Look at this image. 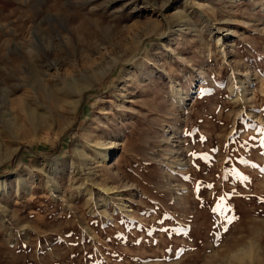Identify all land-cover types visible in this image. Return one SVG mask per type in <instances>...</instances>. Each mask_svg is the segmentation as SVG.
Segmentation results:
<instances>
[{"label": "rangeland", "instance_id": "obj_1", "mask_svg": "<svg viewBox=\"0 0 264 264\" xmlns=\"http://www.w3.org/2000/svg\"><path fill=\"white\" fill-rule=\"evenodd\" d=\"M0 264H264V0H0Z\"/></svg>", "mask_w": 264, "mask_h": 264}, {"label": "bare ground", "instance_id": "obj_2", "mask_svg": "<svg viewBox=\"0 0 264 264\" xmlns=\"http://www.w3.org/2000/svg\"><path fill=\"white\" fill-rule=\"evenodd\" d=\"M163 5V4H162ZM164 6V5H163ZM165 7V6H164ZM181 14H178L177 16H179ZM165 19H167L168 21H171L172 19H169L168 17H166L165 15H163ZM183 16V15H182ZM181 16V17H182ZM180 17V18H181ZM184 17V16H183ZM186 23V22H185ZM172 25V24H171ZM179 26V25H178ZM220 44V42H219ZM222 45V44H221ZM220 45V46H221ZM172 93L173 96L178 100V103H180L181 106H185L186 104V100L181 98V91L180 90H176L174 87H172ZM92 149L94 150V153L96 154L97 158L101 160V162L103 161L104 163H107L110 161V159L115 155V150L109 149V150H104L102 148V146L100 144L95 145L92 147ZM83 152V151H82ZM84 153V152H83ZM77 156L80 159L82 166L86 163L87 158L85 157L84 154L81 153L79 147L77 148ZM110 189H106L104 190V193H108Z\"/></svg>", "mask_w": 264, "mask_h": 264}, {"label": "snow or ice", "instance_id": "obj_3", "mask_svg": "<svg viewBox=\"0 0 264 264\" xmlns=\"http://www.w3.org/2000/svg\"><path fill=\"white\" fill-rule=\"evenodd\" d=\"M191 155L196 156L197 154L192 153ZM202 158L205 159V160L208 159V157L206 155L204 157H202ZM244 179H247V177H245ZM198 186H200V185H198ZM205 187L212 188L213 186L211 184H209V185H206ZM224 200H225L224 196H220L219 197V203L217 204L216 208H213L214 212L220 211L221 209H225L226 206L224 204ZM236 219H238V217H235V216H232V215H226L225 216V222L228 225H231ZM227 231H228V229L225 228V232H227Z\"/></svg>", "mask_w": 264, "mask_h": 264}]
</instances>
